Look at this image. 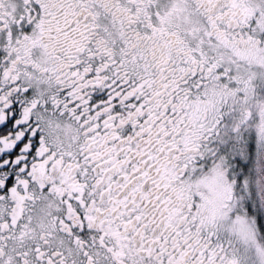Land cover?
<instances>
[{"label":"snow or ice","instance_id":"snow-or-ice-1","mask_svg":"<svg viewBox=\"0 0 264 264\" xmlns=\"http://www.w3.org/2000/svg\"><path fill=\"white\" fill-rule=\"evenodd\" d=\"M0 264H264V0H0Z\"/></svg>","mask_w":264,"mask_h":264}]
</instances>
